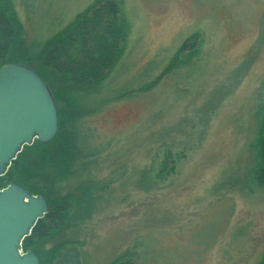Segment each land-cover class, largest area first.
<instances>
[{
    "label": "rangeland",
    "instance_id": "obj_1",
    "mask_svg": "<svg viewBox=\"0 0 264 264\" xmlns=\"http://www.w3.org/2000/svg\"><path fill=\"white\" fill-rule=\"evenodd\" d=\"M102 1L1 0L16 23L6 60L50 82L60 126L87 111L80 134L98 151L73 157L61 138L54 168L28 152L17 176L50 207L66 203L30 250L43 264L70 247L81 264H260L264 0H113L125 41L82 89L42 58Z\"/></svg>",
    "mask_w": 264,
    "mask_h": 264
},
{
    "label": "trees",
    "instance_id": "obj_2",
    "mask_svg": "<svg viewBox=\"0 0 264 264\" xmlns=\"http://www.w3.org/2000/svg\"><path fill=\"white\" fill-rule=\"evenodd\" d=\"M15 26L16 23L11 10L1 7L0 0V68L12 63L6 59L10 53V47L14 39H16ZM125 38L126 28L121 20L118 4L113 0H104L81 16L76 24L66 28L58 35L49 44L47 52L43 54L42 62L47 69L57 74L68 76L80 88H94L107 76L114 66ZM11 59L14 60V58ZM21 63L33 67V64H30L29 61ZM43 79L45 80V78ZM46 81L50 85V82ZM85 113L87 111H76L67 118L64 126H60L59 120V131L52 142L40 144L35 141L33 145L25 146L12 162L8 172L0 177V190L7 188L12 183H16L34 194L31 187L22 178L18 177V167H21L22 161L26 158L28 152L33 153L40 148L38 151L40 160L36 161L37 164L52 165L54 168V164L57 162H52L50 148L54 147L61 138L64 151L71 156L81 158L96 157L98 151L92 150L89 141L80 134L78 122ZM59 115L58 111V117ZM259 157L262 165L258 171L257 180L264 187V123L260 132ZM34 195H38V193L35 192ZM50 208L48 214L38 221L31 235L24 239L22 245L24 252L33 249L34 240L46 238L56 228L63 211L66 210V203L62 202ZM33 251L37 254L35 250ZM54 264H81L79 251L76 247L63 250L55 258ZM121 264L134 263L126 261ZM260 264H264V259Z\"/></svg>",
    "mask_w": 264,
    "mask_h": 264
},
{
    "label": "water",
    "instance_id": "obj_3",
    "mask_svg": "<svg viewBox=\"0 0 264 264\" xmlns=\"http://www.w3.org/2000/svg\"><path fill=\"white\" fill-rule=\"evenodd\" d=\"M59 117L46 81L32 68L9 63L0 68V177L25 146L52 142ZM49 212L42 195L12 183L0 190V264H41L23 241Z\"/></svg>",
    "mask_w": 264,
    "mask_h": 264
}]
</instances>
